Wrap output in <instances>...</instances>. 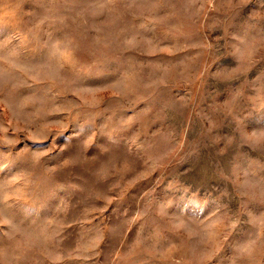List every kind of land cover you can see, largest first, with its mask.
Instances as JSON below:
<instances>
[{"label":"rangeland","instance_id":"374dc122","mask_svg":"<svg viewBox=\"0 0 264 264\" xmlns=\"http://www.w3.org/2000/svg\"><path fill=\"white\" fill-rule=\"evenodd\" d=\"M0 264H264V0H0Z\"/></svg>","mask_w":264,"mask_h":264}]
</instances>
